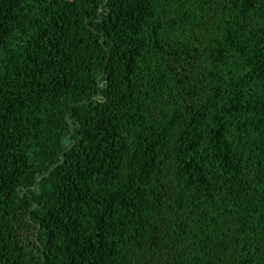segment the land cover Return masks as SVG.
<instances>
[{
    "label": "trees",
    "instance_id": "trees-1",
    "mask_svg": "<svg viewBox=\"0 0 264 264\" xmlns=\"http://www.w3.org/2000/svg\"><path fill=\"white\" fill-rule=\"evenodd\" d=\"M0 264H264V0H0Z\"/></svg>",
    "mask_w": 264,
    "mask_h": 264
}]
</instances>
